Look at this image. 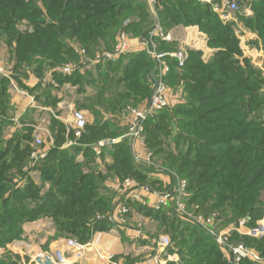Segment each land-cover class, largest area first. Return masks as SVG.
I'll return each instance as SVG.
<instances>
[{"label": "trees", "instance_id": "16d2710c", "mask_svg": "<svg viewBox=\"0 0 264 264\" xmlns=\"http://www.w3.org/2000/svg\"><path fill=\"white\" fill-rule=\"evenodd\" d=\"M158 1L166 32L198 27L207 37V46L216 52L205 62L201 51L191 50L182 72L170 60L168 83L173 86L189 81L188 101L145 122L146 147L157 158L165 154L167 163L174 160L171 165L179 164L175 169L189 181L190 204H199L207 215L217 213L223 226L245 220L247 226L254 227L264 215V79L249 59H238L242 51L233 24L225 25L209 5L194 0ZM236 1L241 5L251 2L253 16H239V22L260 37L264 48V0ZM23 20L31 24L32 32L17 28ZM126 21L130 22L128 27H124ZM152 23L143 0H0V41L7 40L13 71L21 75L26 73V67H31L33 73L42 77L45 69L77 62L79 57L70 47L72 41L92 57L101 49L112 50L115 37L123 28L137 39L147 34ZM156 41L160 52L177 49L175 43ZM99 66L85 75L56 76L59 84L78 85L80 95L89 87L95 90L80 108L95 114L101 108L116 113L150 98L155 63L145 51ZM9 85L8 79L0 78V248L7 247L25 223L43 217L54 220L58 235L82 243L97 232H109L111 227L94 220L98 213H108L113 208L116 195L106 187L108 176L153 183L147 170L135 164L125 139L112 148L114 163L108 167L112 173L99 170L91 145L119 138L123 130L112 121L95 127L87 125L78 145L61 148L66 127L53 119L56 145L27 172L24 169L32 150V129L4 139V130L10 123ZM27 90L38 92L36 99L42 104L56 106L52 87L46 89L38 84ZM136 92L139 93L135 95ZM166 119L171 125L165 124ZM164 134L174 139L168 148L162 146L167 139ZM171 142L176 150L170 148ZM31 171L39 173V182L31 177ZM139 211L165 228L178 250V264H227L214 239L180 220L173 205L165 211L140 206ZM157 239L153 240L155 246ZM234 241H243L264 256V238L251 240L236 234ZM19 262L20 256L0 254V264ZM131 263L127 257L121 264ZM241 264L255 263L245 260Z\"/></svg>", "mask_w": 264, "mask_h": 264}, {"label": "built area", "instance_id": "2783aa9c", "mask_svg": "<svg viewBox=\"0 0 264 264\" xmlns=\"http://www.w3.org/2000/svg\"><path fill=\"white\" fill-rule=\"evenodd\" d=\"M149 10L152 12V26L147 34L138 39L132 36L123 28L116 37V41L112 50H102L89 56L86 49L78 43L72 46V50L79 57L77 62H70L62 65L60 72L63 75H71L73 73L91 68L97 65H105L108 63H116L121 58L129 56L136 51L138 46L141 51H145L149 58L155 63V77L153 81V92L150 100L144 104V108H130L131 120L126 135L116 139H105L93 146L96 154V161L102 160L106 150H110L122 140H128L131 148L134 162L137 166H154L155 157L153 153L146 147L144 137V124L149 118H153L169 106V90L168 76L171 73L172 66L170 60L175 61L177 69L182 72L191 50L201 51L202 38L204 37L197 28L185 30L188 32L183 38L176 39L173 31L166 32L162 26L159 17V1L144 0ZM188 1V0H186ZM203 5H209L212 11L225 24H233V29L240 44L246 43L248 51H253L249 57L254 60L256 65L262 63L258 58L259 51L257 47H252L250 42L256 36L255 33L248 30L239 22V16L252 17L253 10L251 2L241 5L236 0H194ZM129 21L124 24L128 27ZM197 29V30H196ZM195 30L194 33H191ZM192 35H197L198 38ZM156 39L170 44H178V48L171 52H160ZM136 42V44H135ZM13 68L6 67L0 60V78L9 80V93L21 96H27L14 78ZM15 126H19V119H13ZM73 136L74 140H69L67 146L76 145V141L80 140L87 126V118L83 111L75 110L73 112ZM45 144L43 138L38 132L33 134V142L31 153L28 159V165L25 171L33 168L35 165L46 158L47 152L43 151ZM102 168V166H100ZM168 175L167 173H163ZM31 177L38 176L37 172L31 171ZM172 182L166 185V188L155 190L151 185H144L141 181L134 178H126L121 181V185L116 189L123 195L124 200H117L113 208L105 214H98L95 222H104L113 230L122 231L127 228V221L132 216V212L138 216L147 218L143 212L139 211V207L153 209L155 211H165L171 205L174 206L177 217L191 225L200 228L210 235L219 249L223 252L227 264H241L248 260L255 264H264V256L260 251L251 248L244 243L234 241V235L239 237H249L256 240L264 238V218L258 221L257 226L248 229L245 220H241L237 224L223 226L222 220L218 218V214H205L200 211L198 206L189 207L187 204L188 189L186 181L177 183V178L172 176ZM169 186V187H168ZM149 197L154 198L151 200ZM134 200V201H133ZM121 202V203H120ZM132 202L137 203V207H133ZM120 203V204H119ZM57 228L55 222L50 217H43L31 222L25 223L21 228V233L17 235L6 247V252L0 251L1 255L10 253L20 256L19 264H85L90 257H95L106 264H121L116 260L112 253L103 250L102 241L105 232H97L92 239L86 243L80 242L73 237H57ZM136 238H139L142 232L139 230ZM153 254L148 256L146 264H169V262L179 263V253L174 247L170 236L163 235L155 241ZM172 248L174 251L170 253L168 250ZM138 250L141 247L137 248ZM134 253V252H133ZM135 257L137 256L136 253ZM96 260V261H97ZM135 264V263H133Z\"/></svg>", "mask_w": 264, "mask_h": 264}, {"label": "crops", "instance_id": "0c3cea01", "mask_svg": "<svg viewBox=\"0 0 264 264\" xmlns=\"http://www.w3.org/2000/svg\"><path fill=\"white\" fill-rule=\"evenodd\" d=\"M192 32L194 33L195 30H192ZM174 34H175L176 39H180L186 36V35L178 36L176 32ZM203 36L204 37H201L202 38L201 52H204V56L206 57L209 55L208 48H207V37L205 35ZM75 43L77 42L75 41L70 42L71 49ZM136 48L137 49L134 53L141 52L138 46ZM241 48L243 49L245 55L253 54V51H248V49L245 50L242 47V44H241ZM8 59L9 61H11L10 56ZM9 64H10V68H14L13 62L8 63V65ZM98 66L99 65L91 67V68H87L85 70H82L76 73L80 75H85L88 72H95ZM101 66H104V65H101ZM61 67L62 66L60 65V66L45 69L42 77L33 73L31 67L25 68L26 73L20 71L21 73H24L23 75L19 73H16V74L13 73L14 78L19 84V86L24 91H26L28 95L21 96V95H15V94L8 92L10 96V111H9L10 123L4 130V138L11 139L15 134L19 132H23L28 128H31L32 137H31V141L29 142L30 146H32L33 134L35 132H38L45 142V144L42 147L43 151L47 152V155H48L49 151L55 147L56 145L55 141L57 138L56 137L57 131L54 132L52 130L53 119L63 123L66 127V131H65L66 140L62 144L61 148H68L69 146H67V142L69 140H74L73 112L75 110H80L85 113L86 118H87V125L89 126L95 127L97 125H103L105 122L110 121L107 118L99 117V114H95V112L89 110L88 108H80V104L84 102L86 97L93 96L95 94V90L92 87H89L87 88L86 93L84 95H80L78 93V89H79L78 85H74L71 83L59 84L57 82L56 76L63 75L60 72ZM38 84H40V86L46 89L49 87L53 88V96L56 98V101H57L55 107H53L52 105L42 104L43 102L41 103L36 99L38 92L30 93L27 90V89H30V90L34 89L35 86ZM144 104L145 103H143L141 106H138V107L144 108ZM117 115H121L120 118L126 120L125 125L123 123L122 125H117L119 129L123 130L122 136H124L128 132L131 116L129 115L128 117L126 115V109L123 112L118 111L116 116ZM91 116L94 118V121H92ZM15 118L19 119V126H15V124L13 123V119ZM112 118L117 119V117H114V116L111 117V119ZM97 119H101L97 122L98 124L96 123ZM85 133H86V129L83 135ZM79 141L80 140L76 141L77 143L76 145L79 144ZM94 145L96 144H93L91 146L93 147ZM111 153H112V149L106 150L103 154L102 160H99L97 162L99 167L102 166V168L100 167L102 173H104L105 170H108L109 169L108 167H111L114 163ZM80 158L81 160H83L82 156H80ZM37 175L38 176L35 175L32 177L35 180V182H39L40 175L39 173H37ZM120 182L121 180H119L117 177H114L113 175H109L105 182L106 187L108 189L114 190L113 191L114 193H112L113 195H116L114 202H116L122 196V194L119 193L118 190L116 189ZM149 198L151 200H154V198L152 197H149ZM154 223L158 224V222H154ZM152 226L155 227L154 225ZM138 231H139L138 227H132V228L127 227L126 229L122 231L113 230L111 232L104 233L103 241H102L103 250L106 251L107 253L114 254L116 258H119V260H121L120 263L125 262L126 258L130 257V260H134L135 264H146L145 261L147 257L153 254V250H154L153 240L155 237L153 235L151 236L140 235L139 238H136L139 234ZM150 231H154L153 228H150V230H146V233ZM139 247H141L140 250L137 249ZM133 252L137 254L136 257ZM90 258L95 259L94 264H106L100 260H97L95 257H90Z\"/></svg>", "mask_w": 264, "mask_h": 264}, {"label": "rangeland", "instance_id": "374dc122", "mask_svg": "<svg viewBox=\"0 0 264 264\" xmlns=\"http://www.w3.org/2000/svg\"><path fill=\"white\" fill-rule=\"evenodd\" d=\"M144 1V0H143ZM250 1H252V0H250ZM146 2V1H145ZM159 8H162V7H160V6H158ZM149 12H150V15L152 16V12L149 10ZM127 22V21H126ZM125 22V23H126ZM124 23V24H125ZM244 26V25H243ZM245 27V26H244ZM19 30H21L22 32L23 31H30V32H32V30H33V27L31 26V24L29 23V22H27L26 20H23L19 25H18V27H17ZM187 28H197L198 29V27H178L177 29H174L173 30V32L175 33L176 32V34L178 35V36H185V35H188V33H186L185 32V30H187ZM196 29V30H197ZM248 29V28H247ZM199 30V29H198ZM249 30V29H248ZM251 31V30H250ZM252 32V31H251ZM179 33H181V34H179ZM191 33H193L192 31H191ZM253 33H255V32H253ZM255 37H254V39L250 42V45L252 46V47H257L258 48V51H259V56H258V60L260 59L261 61H262V63H260L259 65H256L255 63H254V60L252 61V59L249 57V55H245L244 54V51H243V49L241 48V44H240V48H241V51H242V56H239V60L240 61H242V60H244V58H247V59H249L250 60V62H251V64H252V66L257 70V71H259L260 73H261V78H263L264 79V48H263V44H262V42H261V39H260V37L255 33ZM194 36L196 37V38H198V36L197 35H192V37L194 38ZM116 37H117V35H116ZM116 37H115V41H116ZM141 37H139V38H137L138 40L140 39ZM79 44V43H78ZM80 45V44H79ZM176 46H177V48H178V44H176ZM242 47L245 49V50H247V48L246 47H248L247 45H246V43H244V44H242ZM10 47H9V44H8V42H7V40H5V39H2L1 41H0V60L2 61V63L3 64H5L6 65V67H10V64L8 65V63H14V61H13V55L10 53V49H9ZM103 48V47H102ZM207 48H208V56H204V52H202L203 53V57H202V60L203 61H205V62H209L212 58H213V55H214V53L216 52L215 50H213V49H210L208 46H207ZM101 50H104V49H101ZM100 51V50H99ZM213 51V52H212ZM9 56H10V59H11V61H9ZM12 57V58H11ZM188 59H189V56H188ZM190 82L189 81H187V83L186 82H184V81H182V82H179L178 84H175V85H173V86H171V85H169L170 87V90H169V106H168V108L167 109H172V108H174V107H176V106H178V105H180V104H183V103H185V102H187L188 100V97H187V95L190 93L189 91H187L186 90V86L189 84ZM262 91L264 92V84H262V90H261V93H262ZM152 92H153V88H152ZM139 92H136L135 93V95H137ZM151 96H152V93H151ZM151 96H150V98H151ZM150 98L148 99V100H146L145 101V103H147L149 100H150ZM192 99V98H191ZM144 103V102H143ZM142 103V104H143ZM142 104H140V105H138V106H141ZM138 106H135V105H133V104H130L129 106H127L125 109H126V115L129 117V115L131 116V112H130V108H132V109H136V108H139ZM140 109V108H139ZM116 114H117V112L115 113V112H111V110L110 109H107V110H104L103 108H101L100 109V113H99V117H101V118H107V119H109L110 121H112V122H114L116 125H122V123L125 125L126 124V120H124V119H121L120 117H121V115H117L116 116ZM172 114V113H171ZM117 117V119H111V117ZM119 117V118H118ZM181 117H183L182 115H181ZM91 119H92V121H94V118L91 116ZM261 119H263L264 120V111H263V113H262V117H261ZM99 120H101V119H97L96 120V123L99 121ZM130 120H131V117H130ZM165 121V124H167L168 126L169 125H171V123H169V121H168V119H166V120H164ZM98 124V123H97ZM130 124V123H129ZM145 125V124H144ZM176 127V126H175ZM173 132H174V128H173ZM126 135V134H125ZM121 137V136H120ZM164 137H166L167 139H166V142L165 143H162V146L163 147H165V148H168V145L170 144V140H174V139H172L171 137V135H168V136H165V134H164ZM4 139H6V138H4ZM128 141V140H127ZM170 148L171 149H174V150H176V148L172 145V142H171V145H170ZM152 152V151H151ZM153 153V152H152ZM153 155H154V153H153ZM163 155H165V154H161V155H159V157L157 158L155 155H154V157H155V165L154 166H139V167H141V168H143L144 170H147V171H145L146 172V175H148L149 174V176H150V178H151V180L153 181V183H149V182H142L144 185H146V184H148V185H151L152 186V188L153 189H155V190H163V189H165L166 188V185H168L169 183H171L173 180H172V178H171V176H170V174L172 175V176H174V177H176L177 178V183L179 182H182V181H180V180H183V181H186V185H187V189H188V187H189V181L187 180V179H185V176L183 177V176H181L180 174H179V172L175 169V168H178L179 166V164L177 163V164H175V165H171V162L173 161L174 162V160H171V162L170 163H167V161H165V158H164V156ZM174 167V168H173ZM99 170L101 171V168L99 167ZM186 171H189V168L187 169L186 168ZM167 173L168 175H165V174H163V173ZM111 174L112 172L110 171L109 172V170H105V172L103 173V174ZM121 183L122 182H120L119 183V185L117 186V187H119L120 185H121ZM40 184V183H39ZM169 187V186H168ZM167 189V188H166ZM119 193H120V191H118ZM190 192H189V190H188V199H187V204H188V206L189 207H195V206H198L199 208H200V211H203L202 210V207L199 205V204H190L189 203V198H190ZM262 198H261V201H262V203H264V193L262 194V196H261ZM120 199H122L121 200V202H123V200H124V197H123V195L118 199V201L120 200ZM134 201V200H133ZM113 202V201H112ZM120 202V203H121ZM119 203V204H120ZM115 205V203L113 202L112 203V207ZM132 205H133V207H137V203L136 202H132ZM174 212H175V209H174ZM98 214H102V213H98ZM98 214L95 216V218L94 219H96V217L98 216ZM103 214H105V213H103ZM176 214V213H175ZM217 214V213H216ZM147 218H149V217H147ZM263 218H264V215H263V217H262V219L261 220H263ZM261 220H259V221H261ZM241 221V220H240ZM154 222H157V221H151V220H148V219H146V218H143V217H141V216H138V215H136V214H134L133 212H132V216L130 217V219H128V221H127V227H130V228H132V227H138L139 228V230L142 232V234H144V235H149V236H151V235H153L154 237H156V238H159V237H161V236H163V235H168L167 233H166V231H165V228L164 227H162V225L158 222V224H156V223H154ZM239 223V222H238ZM236 224V223H235ZM257 224H258V222H257ZM257 224H256V226H257ZM152 225H154L155 227H153ZM231 225V224H230ZM255 227V226H254ZM150 228H153V230L154 231H150V232H147L146 233V230H150ZM247 228L248 229H250V228H253V227H249V226H247ZM158 229V230H157ZM111 231H113V229H111L109 232H111ZM56 236L57 237H63V236H60V235H58V233L56 232ZM169 236V235H168ZM67 237V236H66ZM241 238V237H240ZM249 238V237H248ZM251 240H256V239H254V238H250ZM241 243H244V244H246L245 242H243V241H240ZM239 243V242H238ZM247 245V244H246ZM247 246H249V247H251V248H254L253 246H250V245H247ZM0 251H4V252H6V247H4V248H0ZM1 254V253H0ZM132 261V263L131 264H133V263H135V261L134 260H131ZM253 263V262H252Z\"/></svg>", "mask_w": 264, "mask_h": 264}, {"label": "water", "instance_id": "95a60500", "mask_svg": "<svg viewBox=\"0 0 264 264\" xmlns=\"http://www.w3.org/2000/svg\"><path fill=\"white\" fill-rule=\"evenodd\" d=\"M151 77L154 79L155 77V69L151 72ZM95 259L89 258L86 260L85 264H94Z\"/></svg>", "mask_w": 264, "mask_h": 264}]
</instances>
